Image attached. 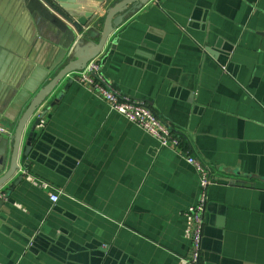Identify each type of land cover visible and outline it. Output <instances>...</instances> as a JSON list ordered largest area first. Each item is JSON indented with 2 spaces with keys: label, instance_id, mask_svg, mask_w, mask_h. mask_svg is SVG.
Returning <instances> with one entry per match:
<instances>
[{
  "label": "crops",
  "instance_id": "obj_1",
  "mask_svg": "<svg viewBox=\"0 0 264 264\" xmlns=\"http://www.w3.org/2000/svg\"><path fill=\"white\" fill-rule=\"evenodd\" d=\"M59 52L60 39L21 0H0V137L14 134L55 76ZM98 61L115 91L169 123L216 180L200 264H264V0H152L115 30ZM72 79L37 113L46 114L20 159L59 201L19 173L0 189V264L189 258L198 172ZM10 156L11 148L0 153V177Z\"/></svg>",
  "mask_w": 264,
  "mask_h": 264
},
{
  "label": "water",
  "instance_id": "obj_2",
  "mask_svg": "<svg viewBox=\"0 0 264 264\" xmlns=\"http://www.w3.org/2000/svg\"><path fill=\"white\" fill-rule=\"evenodd\" d=\"M21 1L27 13L38 17L60 39V52L52 68L57 67L55 76L34 94L14 134L0 137L1 155L5 156L7 149L11 148L10 167L0 177V189L19 171L21 156L28 157L30 154L34 133L46 114L44 112L37 117L39 110L57 93L61 84L69 80L67 89L73 82L71 76L83 71L102 55L112 34L125 19L152 0H95L97 5L89 4L93 0ZM21 180L22 177L18 179ZM35 236L30 235V238Z\"/></svg>",
  "mask_w": 264,
  "mask_h": 264
},
{
  "label": "built area",
  "instance_id": "obj_3",
  "mask_svg": "<svg viewBox=\"0 0 264 264\" xmlns=\"http://www.w3.org/2000/svg\"><path fill=\"white\" fill-rule=\"evenodd\" d=\"M97 94L110 109L125 117L128 121L139 126L147 135L156 139L161 147L174 149L183 154L187 162L192 165L199 174L200 195L196 204L191 206L186 213L188 228L186 235L191 241V255L183 258L179 264H200L202 258V241L205 228V213L208 205L209 188L215 184L208 167L197 157L193 156L182 135L175 132L169 123L160 118L146 103L123 96L113 88L102 74L101 65L98 59L90 62L87 67L71 76ZM44 127V123H41ZM34 188L48 194L50 201L56 204L59 201V191L54 186L29 171L20 167L17 172Z\"/></svg>",
  "mask_w": 264,
  "mask_h": 264
}]
</instances>
